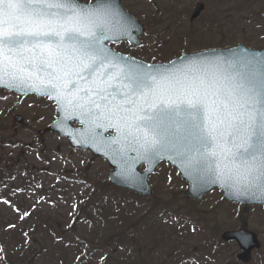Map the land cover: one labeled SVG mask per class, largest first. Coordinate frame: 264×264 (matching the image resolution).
<instances>
[{
  "label": "rangeland",
  "instance_id": "1",
  "mask_svg": "<svg viewBox=\"0 0 264 264\" xmlns=\"http://www.w3.org/2000/svg\"><path fill=\"white\" fill-rule=\"evenodd\" d=\"M198 3L205 9L191 22ZM121 4L145 30L141 47L121 43L114 48L147 63L241 43L264 48L263 0H121ZM56 118V106L46 98L0 91V170L11 172L4 191L16 189L13 199L0 196V264H19L11 250L29 242L23 233L34 228L35 216L41 226L30 235L33 252L39 254L35 264H79L80 246L74 244L78 237L90 245L86 249L100 264H242L237 244L221 240L224 232L241 228L254 232L262 245L251 253L249 264H264V208L232 206L218 190L201 201H187L186 182L165 163L150 178L153 193L147 199L104 190L110 170L105 160L72 149L56 134L38 135ZM95 187L105 199H115L113 206L121 204L117 216L95 214L90 220L80 213L83 202H94Z\"/></svg>",
  "mask_w": 264,
  "mask_h": 264
},
{
  "label": "snow or ice",
  "instance_id": "2",
  "mask_svg": "<svg viewBox=\"0 0 264 264\" xmlns=\"http://www.w3.org/2000/svg\"><path fill=\"white\" fill-rule=\"evenodd\" d=\"M134 28L115 0H0V80L54 98L66 117L91 125L93 142L104 140L96 129H114L111 143L138 157L167 155L264 193V59L241 57L220 74L178 73L104 43Z\"/></svg>",
  "mask_w": 264,
  "mask_h": 264
},
{
  "label": "water",
  "instance_id": "3",
  "mask_svg": "<svg viewBox=\"0 0 264 264\" xmlns=\"http://www.w3.org/2000/svg\"><path fill=\"white\" fill-rule=\"evenodd\" d=\"M115 2L122 13L131 17L132 20L135 21V28L131 31L130 35L115 37L104 41V43L109 49H111L110 44L124 41H127L135 46H140L141 42L139 41V37L144 33V26L124 10L121 5V0H115ZM79 3L83 6L89 5L81 2ZM203 10L204 5L198 4L193 12L191 21L197 19ZM112 51L117 55L132 58L140 63L147 64L136 58L120 54L114 50ZM241 57H254L255 60L264 59V49L259 51L252 50L247 48L245 44H240L237 47L229 49L208 50L200 53L186 54L170 63L156 65H165L167 67L174 64L176 65L174 71H177L178 73L189 71L192 75H203L205 73L212 75L213 73L220 74L226 71H233V69L228 67V63L239 61ZM208 60L216 62L217 66H205L201 63ZM190 62H196L199 66L190 70L186 69L185 66ZM238 66L239 65L237 64V67ZM6 79L7 78L0 80V89L2 90H7L24 96L35 94L40 98L49 97L44 92L34 91L23 85L16 86L12 82H6ZM49 99L56 103L54 98L49 97ZM57 114L59 116L58 119L39 134L44 135L46 133H57L61 136V138H67L72 148H81L83 150L91 151L93 156L106 160L111 168L108 174L109 181L117 188L131 191L143 197L151 196L152 188L149 184V178L155 172L160 163L167 162L174 167L178 171L181 178L189 184L186 194L187 199L201 200L213 189H219L222 191L223 199L225 201L234 202L245 207L262 206L264 208V193H261L256 188H248L244 185L233 184L232 181H225L224 179L218 178L211 173L186 168L178 160L174 161V159H169L167 155L155 159L138 157L137 152L131 150V148L123 141L120 144L111 143L110 138L115 135L114 129H108L107 131L103 129H96L97 132L102 133L104 140H97L96 142H93L89 131L91 125L83 123L81 117L76 115H69L66 117V115L60 111L58 105ZM73 122H76L78 127H74ZM143 165H145L146 168L144 172L140 170ZM222 238L225 241L237 242L242 251V253L238 256V259L244 263H248L250 261V253L252 251L260 248V243L257 241L255 234L252 232H228L225 233Z\"/></svg>",
  "mask_w": 264,
  "mask_h": 264
},
{
  "label": "trees",
  "instance_id": "4",
  "mask_svg": "<svg viewBox=\"0 0 264 264\" xmlns=\"http://www.w3.org/2000/svg\"><path fill=\"white\" fill-rule=\"evenodd\" d=\"M1 142V141H0ZM7 176H11V172L9 170H3L1 171L0 170V193H4L6 191H4V187H5V178ZM30 182V181H28ZM103 187H104V190H115V191H118L116 188H113L109 182H104L103 183ZM20 189V188H19ZM16 189H12L11 191H8L7 192V195H11V196H14V194L16 193L15 192ZM120 192V191H119ZM126 193V192H125ZM101 191H99L96 187L93 191V196H91V199H94V202H92L91 200L89 202H83L84 205H81L80 206V213L81 214H84L87 219L90 218V220L93 219V215H104V216H107V217H113V215H116L120 209H121V204H119V202L117 201L116 205L113 206V199L112 197L111 198H104L105 195H103V198L99 200V198L101 197ZM131 196H134L135 198H139L133 194L130 193ZM106 197V196H105ZM98 198V199H96ZM98 200V203L100 205L101 202L104 203V206L103 207H100L99 205L95 204L96 201ZM141 199V198H140ZM124 202V201H123ZM89 203H91L89 205ZM121 203V202H120ZM119 204V205H117ZM152 209V208H151ZM154 210L152 209L151 211L149 212H153ZM148 212V213H149ZM147 213V214H148ZM110 214V215H109ZM144 215H146V212L144 213ZM117 216V215H116ZM98 217V216H97ZM38 219V218H37ZM128 219V218H127ZM141 219V218H140ZM40 220V219H39ZM140 220H138L139 222ZM37 222V220H36ZM34 222V223H36ZM87 222V221H86ZM138 222H134L133 225H136ZM39 227L41 228V226L39 225ZM39 227H34L33 230H31L30 228H27V235H25L23 232L24 231H20L21 233H23V236L26 238V237H29V242L28 243H25L24 241L19 243L20 247L17 246V245H14V247L12 248L11 250V253L12 255H16V258L18 261L19 264H35V262L37 261V258H38V253H34L33 252V248H32V241L34 239H31L30 235L33 236V233L36 232L37 230L39 231L40 228ZM126 229V227L124 228ZM125 230H123L121 228V231L120 232H124ZM21 233H19L21 235ZM12 234L14 235H17L16 232H13ZM35 238V237H33ZM34 242V241H33ZM84 242L82 241V239H80L78 237L77 239V242H75L74 244L75 245H78L80 246V250L79 252H77L80 257H81V260H80V263L79 264H100L99 261L96 259V257L93 255V252L90 251L89 249L87 250L86 248L90 247V245H87V244H83ZM28 244V245H27ZM87 245V246H86ZM3 249L6 248V244L4 243ZM78 251V250H77ZM28 252L31 253V255L28 256ZM93 258V260L91 259ZM90 260H92L91 262H89ZM96 260V261H95ZM15 261V262H16ZM104 264V263H102Z\"/></svg>",
  "mask_w": 264,
  "mask_h": 264
}]
</instances>
